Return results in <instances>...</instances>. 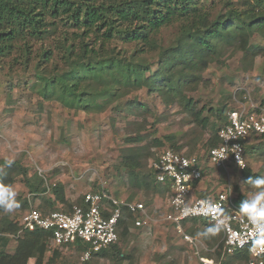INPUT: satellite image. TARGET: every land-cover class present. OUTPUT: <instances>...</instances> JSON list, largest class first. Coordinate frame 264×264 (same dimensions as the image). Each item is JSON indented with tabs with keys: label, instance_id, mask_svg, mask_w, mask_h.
Masks as SVG:
<instances>
[{
	"label": "rangeland",
	"instance_id": "1",
	"mask_svg": "<svg viewBox=\"0 0 264 264\" xmlns=\"http://www.w3.org/2000/svg\"><path fill=\"white\" fill-rule=\"evenodd\" d=\"M201 1L212 19L231 8L244 9L252 0ZM176 31V25L162 29L163 44L171 43ZM9 62L18 64L12 57L0 60V159L17 161L27 169V175L15 176L11 185L19 206L10 213H0V217L18 222L32 206L51 209L45 198L54 202L52 209L68 210L85 192L105 189L118 197L142 200L154 220L149 228L123 227L117 243L120 255L93 254L83 259L82 249L56 247L48 241L40 264H49L54 253V264H204V259L245 264L244 259L224 254L221 234L207 233L210 225H187L198 239L196 246L181 240L163 220L165 195L141 179L148 173L150 159L168 147L205 159L221 123L216 109L225 105L224 115L241 103L244 94L257 103L264 101V31L222 42L208 64L193 71L198 78L183 87L181 98L162 99L159 93L141 88L129 91L101 111L77 110L55 99H43L33 88L32 68L21 64L10 67ZM156 66L152 64L151 71ZM187 99L192 100L190 110L185 107ZM195 113H200L199 118ZM203 117L209 120L206 127L201 125ZM249 146L252 151L248 149L245 160L250 176L205 166L204 179L194 196L215 193L229 180L235 193L250 198L257 191L247 183L251 175L264 177V136L251 140ZM35 176L43 179L45 191L30 192L27 180ZM56 184L62 186L65 201L55 198L52 187ZM1 235L8 239L5 251L13 253L21 235ZM24 264H37V259L32 256Z\"/></svg>",
	"mask_w": 264,
	"mask_h": 264
},
{
	"label": "trees",
	"instance_id": "2",
	"mask_svg": "<svg viewBox=\"0 0 264 264\" xmlns=\"http://www.w3.org/2000/svg\"><path fill=\"white\" fill-rule=\"evenodd\" d=\"M172 25H176V35L171 43L163 44L160 33ZM256 31H264V0H252L244 9L231 8L212 19L201 0H0V60L12 57L25 69L32 68L33 88L43 99L84 111H101L141 88L159 93L162 99L181 98L183 87L198 78L193 71L202 70L222 42L231 43ZM18 64L8 63L10 67ZM152 64L157 65L153 71ZM185 107L191 109V99ZM224 108L216 109L221 123L210 146L218 142L216 132L225 120ZM195 115L199 118L200 113ZM200 121L206 127L209 120L203 117ZM248 146L246 153L252 151ZM240 172L243 177L250 174L246 168ZM18 175L26 176L27 169L17 161L9 164L0 159V183L11 186ZM256 177L251 175V179ZM142 180L164 194L149 167ZM43 182L35 176L27 180V186L38 193L46 189ZM52 191L57 200L65 201L60 184ZM244 199L236 193L238 204ZM44 203L53 210L54 202L45 198ZM200 222L211 226L206 220L189 224ZM126 224L129 221H119V236ZM18 229L17 222L0 217V264H24L32 256L40 264L51 233L41 229L24 232L10 254L5 251L8 239L1 234ZM110 253L120 255L117 244L98 255ZM53 257L49 264L55 263ZM232 257L248 260L246 250Z\"/></svg>",
	"mask_w": 264,
	"mask_h": 264
},
{
	"label": "built area",
	"instance_id": "3",
	"mask_svg": "<svg viewBox=\"0 0 264 264\" xmlns=\"http://www.w3.org/2000/svg\"><path fill=\"white\" fill-rule=\"evenodd\" d=\"M216 135L218 142L208 148L205 159L169 147L150 159L148 167L154 182L165 192L163 220L171 225L181 240L194 247L198 239L184 226L191 220H206L215 226L226 214L227 221L221 228L223 252L230 255L246 250L249 255L246 264H264V251L254 243L253 225L236 203L229 180L215 193L200 197L193 194L204 179L205 166L227 174L247 166L245 144L264 135V104L252 101L244 94L237 107L225 112V120ZM204 201L215 207L206 213ZM120 220L143 229L149 228L154 221L141 200H129L105 189H96L85 192L81 202L73 204L69 210L28 208L18 219L17 233L21 235L36 229L48 231L53 246H80L82 258L87 259L118 241ZM203 263L218 264L209 259H204Z\"/></svg>",
	"mask_w": 264,
	"mask_h": 264
},
{
	"label": "clouds",
	"instance_id": "4",
	"mask_svg": "<svg viewBox=\"0 0 264 264\" xmlns=\"http://www.w3.org/2000/svg\"><path fill=\"white\" fill-rule=\"evenodd\" d=\"M253 139H251V140H253ZM251 140L248 143H246L245 146L247 144H250ZM8 163L11 164L12 161L9 160ZM245 168H247V167H245ZM234 170H237V169H234ZM234 170H232V171H234ZM241 170H243V169H241ZM241 170H237V171L240 172ZM247 183H249L253 188L257 189V191L253 192L250 195V198L244 199L241 202V204H238L237 202L236 203L238 205H240L241 211L248 218L249 222L253 225V236L255 237L254 243L257 245V247L259 248L260 251H264V177H256V178L249 179ZM232 188H233V186H232ZM233 192L235 193L234 188H233ZM16 195H17V193L15 192V190L10 185H4V184L0 183V210H2L5 213H10L15 208H17L19 205L15 199ZM164 195H165V192H164ZM235 195H236V193H235ZM127 199H129V198H127ZM137 200H140V199H137ZM80 202H81V200H80ZM202 203L204 204V211L206 213L211 211L215 207L209 201H204ZM32 207H35V206H32ZM38 209H41V208H38ZM53 210H58V209H53ZM63 210H65V209H63ZM44 211H46V210H44ZM226 221H227V215L226 214H224L223 219H218L215 226L207 221L212 226V227H209L207 229V233L215 235L218 232H221V228L226 223ZM188 224H186L184 227H185L186 231L188 233H190L188 231V229L186 228ZM129 225L132 227V225L130 223H129ZM132 228H134V227H132ZM141 229H143V228H141ZM119 231H120V227H119ZM119 231H118V240H119ZM220 241H221L222 247H223L222 233H221V240ZM117 243H118V241L115 244H117ZM106 249H108V248H106ZM103 250H105V249H103ZM239 252H241V251H239ZM235 253H237V252H235ZM96 254H98V253H95L94 255H96ZM234 254H230V255H234ZM226 255H228V254H226ZM247 255H248V253H247ZM248 258H249V255H248ZM247 261H246V263H247Z\"/></svg>",
	"mask_w": 264,
	"mask_h": 264
},
{
	"label": "crops",
	"instance_id": "5",
	"mask_svg": "<svg viewBox=\"0 0 264 264\" xmlns=\"http://www.w3.org/2000/svg\"><path fill=\"white\" fill-rule=\"evenodd\" d=\"M176 150V149H175Z\"/></svg>",
	"mask_w": 264,
	"mask_h": 264
}]
</instances>
